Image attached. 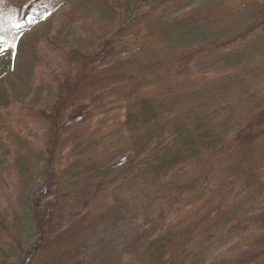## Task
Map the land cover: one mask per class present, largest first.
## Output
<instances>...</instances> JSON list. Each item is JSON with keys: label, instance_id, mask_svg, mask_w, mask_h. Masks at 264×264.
I'll return each instance as SVG.
<instances>
[{"label": "trees", "instance_id": "obj_1", "mask_svg": "<svg viewBox=\"0 0 264 264\" xmlns=\"http://www.w3.org/2000/svg\"><path fill=\"white\" fill-rule=\"evenodd\" d=\"M191 1L0 0V59L12 70L23 39L40 24L68 9L69 24L85 23L76 43H53L62 53L54 97L43 109H30L32 120L48 129L46 149L33 134L15 143L26 194L16 220L0 211V264H97L84 250L99 219L111 215L112 195L123 212L143 207L147 236L136 264H212L206 253L223 238L225 264H264L258 61L239 54L249 35L236 36L237 29L211 44L189 42V14L181 10ZM210 1L221 20L249 0ZM220 55L224 67L202 74ZM106 114L126 133L124 143L108 150L95 127ZM124 152H131L125 168H110ZM67 153L58 181L61 210L45 225L29 193L40 180L48 184L42 167ZM6 184L0 169V186Z\"/></svg>", "mask_w": 264, "mask_h": 264}, {"label": "rangeland", "instance_id": "obj_2", "mask_svg": "<svg viewBox=\"0 0 264 264\" xmlns=\"http://www.w3.org/2000/svg\"><path fill=\"white\" fill-rule=\"evenodd\" d=\"M217 8L218 6L210 0H193L186 4L181 12L185 15L189 14L184 29V32H187V40L194 44H211L234 29H237L236 36L247 33L248 45L239 54L243 53V58L257 59L258 62L254 68L258 71V85L255 86L254 91L260 96L264 95V0L246 1L240 6L239 12L224 16L225 18L221 20L218 19L217 14L215 15ZM70 11L71 9H68L61 15L51 17L25 36L16 69H10L9 61L0 59V169L11 185L0 186V211L11 215L12 221L17 219V214L22 209L18 199L20 200L21 196L26 194L24 190L26 180L16 156L15 143H20L21 137L29 140L28 138L33 134L35 137L33 140L46 149L48 129L32 120L35 114H31L30 109L41 110L54 97L52 92L54 77L62 64V53L53 43L61 47L71 45L84 34V22L68 23L69 18L66 15ZM237 46L240 47L241 42H237ZM224 60L225 56L220 55L217 59L205 63L201 68L202 74H207L206 71H210L211 68H223ZM213 76L216 75L213 74ZM107 112L109 113L108 110ZM74 115L73 113L72 116ZM108 117L107 114L98 117L95 126L96 133L100 131L102 134L101 139L104 141L105 150L119 145L126 135L122 132L125 126L116 125L114 118L111 123H108ZM8 151L13 155H10ZM130 153L127 157H125L126 152L118 156L110 168L122 171ZM70 157L71 153L65 154L63 160L57 156L52 164L43 166L42 170L46 168L49 174L48 184L40 180L38 186L29 193L30 199L33 200L31 207L33 205L36 216L38 211H41V218L45 225L61 210L58 198L61 186L58 181L61 168L69 162ZM44 186H46L45 189ZM114 190L113 188L112 194ZM110 200L112 202L107 212L112 213L106 218L99 219L98 224L93 227L91 237H87L84 255L90 262L97 264H114L119 261H124L125 264H136V261L141 260L142 247L147 236L145 227L141 226L139 219L141 216L139 210L143 207L135 206L128 212H123L120 207H117V204L120 205L118 198L112 195ZM73 204L70 201L66 205L67 209L71 210ZM148 222L150 223L148 228L153 227L155 217L149 218ZM224 239L207 251L206 262L211 259L215 264H225L223 256L229 253V244L224 243Z\"/></svg>", "mask_w": 264, "mask_h": 264}]
</instances>
